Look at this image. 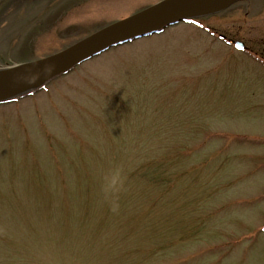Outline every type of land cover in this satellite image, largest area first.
<instances>
[{
	"label": "rangeland",
	"instance_id": "374dc122",
	"mask_svg": "<svg viewBox=\"0 0 264 264\" xmlns=\"http://www.w3.org/2000/svg\"><path fill=\"white\" fill-rule=\"evenodd\" d=\"M155 1L0 0V67ZM198 21L264 56V0ZM207 30L178 21L0 102V264H264V64Z\"/></svg>",
	"mask_w": 264,
	"mask_h": 264
},
{
	"label": "water",
	"instance_id": "95a60500",
	"mask_svg": "<svg viewBox=\"0 0 264 264\" xmlns=\"http://www.w3.org/2000/svg\"><path fill=\"white\" fill-rule=\"evenodd\" d=\"M233 0H158L115 20L66 48L30 61L0 67V100L31 89L105 47L154 31L182 17L217 11ZM17 85L6 89L17 75Z\"/></svg>",
	"mask_w": 264,
	"mask_h": 264
},
{
	"label": "bare ground",
	"instance_id": "6f19581e",
	"mask_svg": "<svg viewBox=\"0 0 264 264\" xmlns=\"http://www.w3.org/2000/svg\"><path fill=\"white\" fill-rule=\"evenodd\" d=\"M222 1H225V0H222ZM115 2H116V1H115ZM106 4H107V3H106ZM109 5H114L115 7H118L117 4H115L114 2H110ZM119 7H121V6H119ZM12 64H15V63L7 64L6 66H9V65H12ZM21 76H22V74L19 75V76L17 75L12 81H10L9 84H8V87H7L6 89H9V88H11V87L17 85L18 82L20 81V80H19V77H21Z\"/></svg>",
	"mask_w": 264,
	"mask_h": 264
}]
</instances>
